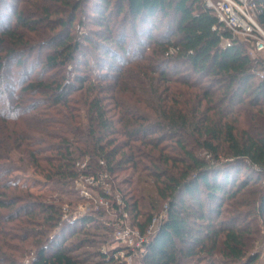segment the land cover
Returning a JSON list of instances; mask_svg holds the SVG:
<instances>
[{
    "label": "trees",
    "instance_id": "16d2710c",
    "mask_svg": "<svg viewBox=\"0 0 264 264\" xmlns=\"http://www.w3.org/2000/svg\"><path fill=\"white\" fill-rule=\"evenodd\" d=\"M13 1L0 10V94L17 103L0 132V162H9L0 168V264H85L77 252L110 235L93 217L78 232L62 224V198L38 202L10 178L13 150L63 186L89 173L117 182L145 236L143 264H254L253 226L264 228V57L250 54L253 42L234 37L203 0ZM256 3L264 28V0ZM141 80L144 93L130 88ZM29 95L39 96L31 111H53L35 114L27 141L17 121L32 122L18 119ZM12 221L38 230L18 236ZM29 237L31 249L12 244ZM115 255L98 250L94 264H122Z\"/></svg>",
    "mask_w": 264,
    "mask_h": 264
},
{
    "label": "rangeland",
    "instance_id": "374dc122",
    "mask_svg": "<svg viewBox=\"0 0 264 264\" xmlns=\"http://www.w3.org/2000/svg\"><path fill=\"white\" fill-rule=\"evenodd\" d=\"M7 4L0 6L2 12H5L8 10V5L11 3H15L13 0H6ZM14 26V25H12ZM264 29V28H263ZM129 34L131 32L129 31ZM242 42H246L248 44V40L241 39ZM250 48V47H249ZM252 48V44H251ZM252 53V49H250V54ZM1 55H4L3 52H0ZM255 56H258L257 53H254ZM252 55V54H251ZM261 55V54H260ZM35 62V54L32 57V60L28 62L27 66L31 67L32 63ZM13 70H17L14 66H11L10 72ZM33 70V68L29 69ZM38 72V71H36ZM34 71V74L36 73ZM53 74H57L55 71H53ZM137 85V86H134ZM130 88L135 89L139 92L144 93L146 88V85L143 80L140 82H133L130 84ZM10 91H15L16 89L9 88ZM18 94V93H16ZM4 95V96H3ZM79 94L78 92L73 93L72 96L77 97ZM2 99L0 100V132H4V125L6 120L4 118H13L15 117V113L11 114L10 107H13L15 104H7V100L15 102V98L11 97V95L7 93L0 94V97ZM35 98H39L38 95H29V97H26L25 101L22 102L21 105H19L22 109L20 112H29L27 115H20L18 119L22 118H29L32 122H24V121H17L21 123V126L23 128V131L27 132L29 139L27 141H30V139H35V132L31 130H35V114L43 115L44 112H51L53 109H47L46 106H40L37 109L31 111L30 109L35 106ZM73 103L70 105L72 106ZM76 104V103H75ZM77 105V106H76ZM74 105L73 107L78 108L77 110L79 114H84V110L78 104ZM56 109H62V107L58 106ZM75 111V112H77ZM62 118V117H60ZM25 120V119H24ZM16 122V123H17ZM3 138V137H1ZM6 144V143H5ZM164 145L167 143L164 142ZM10 161L12 162V165L17 168V171H15L10 178H15V182L18 183L22 187H27L31 194L36 198L35 200L40 202L42 201L38 197L41 196H48L49 200L48 202H54L57 203L60 198L63 199L62 201V212H63V223L62 224H69L72 223V219H75L73 223H76L73 226V232H78V226H81V221L84 218L87 217H93L96 219V223H100L101 225H105L108 227V230H100L99 234H107L109 232L110 235H107V237L102 238V242H98V239H96L95 247H85L83 249H80L77 254H79L80 258L83 259L85 257H88L89 261L85 262V264H94L98 259L93 256V253L102 250L105 254H117V257L119 256V260H121L122 264H143L142 263V253L144 252V248H142V244L138 242V239H135V236H128L126 231L129 229L134 232H138L139 229L137 227L133 226V220L131 219L130 214L125 212V201L122 200V194L117 190L116 183L111 181V178H104L101 183H93L89 184V182L85 181V179H82L83 174H81L78 178L74 179L73 181H69V185L63 186L65 183L64 181L58 182L59 178L54 176L51 180L47 179L44 175H41L38 171L35 170V167L32 163H30L25 156L21 152L18 151H12L10 153ZM77 162L76 166L78 168V171L80 169L87 168V165L91 162L90 158L88 156L81 157ZM93 162V161H92ZM9 162H0V168L6 167ZM88 163V164H87ZM44 166H46V169H52L53 171H56L57 167L59 166L56 162V165L53 166V164L49 165L48 163H44ZM83 164L86 165V167L83 168ZM35 165V163H34ZM94 165V162L92 164ZM59 167L58 169H60ZM99 171V170H97ZM100 172V171H99ZM95 173V172H94ZM127 175L128 173H121L120 179L122 176ZM88 175H94L93 173H89ZM243 175V174H242ZM95 176V175H94ZM87 177V176H86ZM82 180V181H80ZM126 187L122 186V189H125ZM60 190L64 191L65 194H61ZM59 198V199H58ZM64 202V203H63ZM120 208L119 210L116 208ZM123 212H121V211ZM1 212V211H0ZM7 211H3L2 213H6ZM123 214V217H122ZM125 214V215H124ZM65 217L67 219H65ZM23 220H28L27 217H22ZM18 220H21L18 219ZM19 221H12L10 223L9 227L11 226H17L19 229H21V232L16 231L15 228L7 229L8 232L17 233L20 236L24 233L25 229L32 228L35 230V232L38 230L37 227H35V223H18ZM66 225V226H67ZM65 226V225H64ZM256 226V227H254ZM253 226V230L257 231L256 240L253 250H251V255H258V259L254 264H264V228L261 226V223H255ZM87 228V227H86ZM111 230V232H110ZM96 231V230H95ZM94 229L91 230V232H95ZM56 231H52L50 235L55 234ZM256 233V232H255ZM31 234V233H30ZM34 235V234H33ZM83 235V234H82ZM35 236V235H34ZM70 239H73L74 237H70V233L68 235ZM86 234H84L81 238H85ZM35 238V237H34ZM33 237H29V241L26 243H20L18 241H12V244L14 246H27V249H31V243H33L36 239ZM92 237L91 239H93ZM72 242L74 241L71 240ZM118 252V253H117ZM34 257V255H32ZM181 264H186V262H182ZM189 264H193L192 262ZM206 264V263H201Z\"/></svg>",
    "mask_w": 264,
    "mask_h": 264
},
{
    "label": "built area",
    "instance_id": "2783aa9c",
    "mask_svg": "<svg viewBox=\"0 0 264 264\" xmlns=\"http://www.w3.org/2000/svg\"><path fill=\"white\" fill-rule=\"evenodd\" d=\"M205 6L212 10L215 16L218 18L219 22L222 23L228 30L232 32L234 37L238 39H246L253 42L254 48L252 49V56L254 53L261 54L264 57V29L257 22V0H203ZM258 76L262 79L264 78V71H260ZM86 167L83 164V168ZM87 176V177H86ZM82 179L93 183H101L104 178L107 177L106 174H99V176L94 175H82ZM82 181V180H80ZM123 212V211H121ZM124 213V212H123ZM125 215V214H124ZM123 217V214H122ZM65 219H67L65 217ZM75 219H72L73 222ZM159 220L156 219L153 222L152 227L149 228L148 234L154 233L159 224ZM127 235L135 236L138 242L143 245L145 241V236H143L139 231L136 233L131 230L126 231ZM143 248V246H142ZM116 259L117 254L115 255Z\"/></svg>",
    "mask_w": 264,
    "mask_h": 264
}]
</instances>
